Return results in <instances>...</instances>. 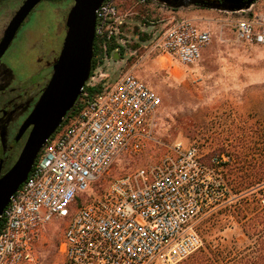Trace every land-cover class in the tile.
Here are the masks:
<instances>
[{"label": "built area", "instance_id": "built-area-1", "mask_svg": "<svg viewBox=\"0 0 264 264\" xmlns=\"http://www.w3.org/2000/svg\"><path fill=\"white\" fill-rule=\"evenodd\" d=\"M151 1L106 0L98 9L99 50L82 95L99 90L48 140L5 208L0 264H42L36 244L62 219L70 220L59 246L68 264H179L202 247L197 226L204 216L236 199L223 176L230 157L207 162L196 145L182 142L95 192L121 158L161 144L162 98L134 69L161 55L193 66L213 41L190 18L136 24ZM232 24L238 42L264 46V16L244 15ZM140 33L148 39L142 42ZM110 59L117 75L107 71Z\"/></svg>", "mask_w": 264, "mask_h": 264}, {"label": "rangeland", "instance_id": "rangeland-1", "mask_svg": "<svg viewBox=\"0 0 264 264\" xmlns=\"http://www.w3.org/2000/svg\"><path fill=\"white\" fill-rule=\"evenodd\" d=\"M47 3L40 4L38 8H49L56 24L66 20L73 5L71 0L60 4ZM177 11V8L152 0L151 4L141 8L140 19L143 13H148L149 17L147 20L141 19L139 24L150 26L162 22L169 17L168 13L174 16ZM161 12L165 15H159ZM209 17L208 12L202 16L203 19ZM45 21L46 18L38 16L33 22L34 35L41 31ZM56 27L54 50L59 55L66 29ZM226 28L227 34H215L210 46L193 66H182L169 55H161L157 60L151 59L134 69L137 75H148V78L138 76L162 98L156 134L161 144L152 143L137 155L121 158L101 182V188L96 193L119 176L157 162L167 152L166 146L176 142L196 145L207 162L215 156L228 154V170L239 156L244 159L241 163L244 173L264 172L261 165L264 163V46L238 43L233 36L234 24ZM24 32L19 34L7 53L5 60L8 63L15 62L27 53L25 42L28 41V33ZM115 62L113 59L106 62L107 71L113 75H117ZM134 64L135 60H131L127 68ZM27 69L30 73L35 71L34 66H28ZM43 70L34 72L29 83L40 82L42 87L44 77L49 74ZM13 163H6L3 172L6 173ZM255 164L256 167H251ZM262 188H253L246 196L251 198L254 195L262 200ZM234 195V202L218 206L200 221L197 227L203 245L198 251L214 246L236 245L243 248L249 243L237 217L241 196ZM69 222V219L55 220L36 244V256L42 264H68L59 252V246Z\"/></svg>", "mask_w": 264, "mask_h": 264}, {"label": "water", "instance_id": "water-1", "mask_svg": "<svg viewBox=\"0 0 264 264\" xmlns=\"http://www.w3.org/2000/svg\"><path fill=\"white\" fill-rule=\"evenodd\" d=\"M43 1L25 0L10 22L0 43V59L30 12ZM106 0H74L66 18V35L49 81L23 122L20 135L30 129L14 165L0 176V226L12 196L27 180L48 140L73 110L88 81L93 65L97 11ZM173 8L200 5L233 13L248 10L256 0H154ZM137 28H135V34ZM114 58L119 59L115 53ZM2 163L0 164V173Z\"/></svg>", "mask_w": 264, "mask_h": 264}, {"label": "flooded vegetation", "instance_id": "flooded-vegetation-1", "mask_svg": "<svg viewBox=\"0 0 264 264\" xmlns=\"http://www.w3.org/2000/svg\"><path fill=\"white\" fill-rule=\"evenodd\" d=\"M24 1L0 0V43L4 38L7 27ZM65 1L69 0L43 1L40 4H49L47 2L60 4ZM71 1L74 2V0ZM40 4L23 21L9 48L0 59V164L2 163L0 176L5 174L3 172L5 164L10 161L15 163L19 157L30 131L28 129L20 135L21 126L49 81L53 66L59 56L55 54L56 51L54 50L56 26L59 29H66V20L59 21L56 24L55 17H52L49 8L40 9L38 8ZM38 16L46 18V21L41 31H37L34 35L33 22L37 20ZM22 32L28 33L26 35L28 41L25 42L28 49L27 53L22 54L23 56L15 62L8 63L5 57ZM28 66H34L35 73H39L41 69L49 72L47 77H44L42 87L40 82L29 83L34 72L30 73L27 69Z\"/></svg>", "mask_w": 264, "mask_h": 264}, {"label": "trees", "instance_id": "trees-1", "mask_svg": "<svg viewBox=\"0 0 264 264\" xmlns=\"http://www.w3.org/2000/svg\"><path fill=\"white\" fill-rule=\"evenodd\" d=\"M141 36V40L148 39L146 33H141ZM98 50L99 47L96 39L94 43V55H96ZM95 65L94 59L92 67L95 68ZM98 90V88L88 89V96L82 95L79 97L76 106L68 113L62 127L80 110L85 100L96 94ZM243 161V158L237 156L235 163L229 170L230 164L228 165L227 163L223 170V176L233 194L241 196L237 217L242 223L249 243L243 248H239L236 245L207 247L198 252L196 251L181 261V264H264V198L258 200L254 195L251 198L246 196L250 194L253 188L263 187L262 189H264V172L253 171L252 173H244L241 167ZM261 165L264 167V163ZM256 166V164L251 165L253 168ZM83 199V197L77 198L76 204L80 205Z\"/></svg>", "mask_w": 264, "mask_h": 264}, {"label": "crops", "instance_id": "crops-1", "mask_svg": "<svg viewBox=\"0 0 264 264\" xmlns=\"http://www.w3.org/2000/svg\"><path fill=\"white\" fill-rule=\"evenodd\" d=\"M205 12L209 13V18L208 19H203L202 16ZM213 13V14H212ZM169 17L167 19H174V18H190L195 21L197 26H199L201 29H209L213 36L215 34L222 33V34H227L226 30H228L226 27L227 25H231L232 21H234L233 17H238V16H244V15H261L264 16V0H256L255 3L252 5L251 8L248 10L240 11L238 13H233L225 10L224 8H210V7H205V6H200V5H191V6H186L183 8H178V11L175 13L176 15L171 16L170 13ZM159 15H165V13L159 14ZM208 16V14H206ZM141 17V15H140ZM147 17H149L148 13H143L142 18L143 20H147ZM139 19V20H138ZM135 20V22H138L139 24L141 21L140 18ZM205 20V21H204ZM233 36L235 37V32H233ZM236 40V37H235ZM236 42H238L236 40ZM241 43V42H238ZM245 44V43H241ZM206 49L203 50V52ZM202 52V54H203ZM159 57H157L155 60H157ZM175 61V60H174ZM176 66V65H175ZM138 75L144 76L148 78V75L145 73H139Z\"/></svg>", "mask_w": 264, "mask_h": 264}, {"label": "bare ground", "instance_id": "bare-ground-1", "mask_svg": "<svg viewBox=\"0 0 264 264\" xmlns=\"http://www.w3.org/2000/svg\"><path fill=\"white\" fill-rule=\"evenodd\" d=\"M162 61V60H161Z\"/></svg>", "mask_w": 264, "mask_h": 264}]
</instances>
